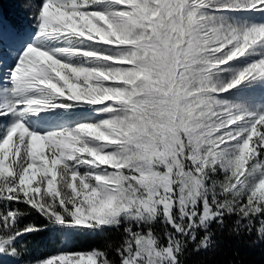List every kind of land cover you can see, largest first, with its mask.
Wrapping results in <instances>:
<instances>
[{
	"label": "snow or ice",
	"instance_id": "6c2138e0",
	"mask_svg": "<svg viewBox=\"0 0 264 264\" xmlns=\"http://www.w3.org/2000/svg\"><path fill=\"white\" fill-rule=\"evenodd\" d=\"M23 6L7 31L0 12V264H189L225 230L264 243V0Z\"/></svg>",
	"mask_w": 264,
	"mask_h": 264
},
{
	"label": "trees",
	"instance_id": "16d2710c",
	"mask_svg": "<svg viewBox=\"0 0 264 264\" xmlns=\"http://www.w3.org/2000/svg\"><path fill=\"white\" fill-rule=\"evenodd\" d=\"M18 1L3 0L2 9H0L3 17L9 19L17 27L26 25L24 18L28 15L24 6L19 7ZM117 240L118 235L110 232L106 237L80 239L73 245V248L86 250ZM216 240L217 244L214 249L189 257V264H264V243L251 246V238L246 236L238 238L227 230L223 234L217 232ZM26 242L30 247L38 249L41 254L49 251L50 241L46 237L29 236Z\"/></svg>",
	"mask_w": 264,
	"mask_h": 264
},
{
	"label": "rangeland",
	"instance_id": "374dc122",
	"mask_svg": "<svg viewBox=\"0 0 264 264\" xmlns=\"http://www.w3.org/2000/svg\"><path fill=\"white\" fill-rule=\"evenodd\" d=\"M24 2H25V0H19L18 2H17V4L19 5V7H23V5H24ZM28 16V15H27ZM2 17H3V15H2ZM2 22H3V27H4V29H5V31H7L9 28H10V20L9 19H5V20H3L2 19ZM24 23H28V20H27V17L26 18H24ZM36 217H30V219H35ZM29 219V220H30ZM26 222V221H25ZM81 251H84V250H81Z\"/></svg>",
	"mask_w": 264,
	"mask_h": 264
}]
</instances>
